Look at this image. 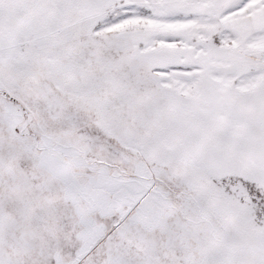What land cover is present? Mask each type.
<instances>
[{
  "label": "snow or ice",
  "instance_id": "6c2138e0",
  "mask_svg": "<svg viewBox=\"0 0 264 264\" xmlns=\"http://www.w3.org/2000/svg\"><path fill=\"white\" fill-rule=\"evenodd\" d=\"M0 264H264V0H0Z\"/></svg>",
  "mask_w": 264,
  "mask_h": 264
}]
</instances>
